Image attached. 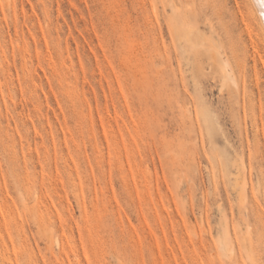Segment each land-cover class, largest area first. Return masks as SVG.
<instances>
[{
  "label": "rangeland",
  "instance_id": "1",
  "mask_svg": "<svg viewBox=\"0 0 264 264\" xmlns=\"http://www.w3.org/2000/svg\"><path fill=\"white\" fill-rule=\"evenodd\" d=\"M252 6L0 0V264H264Z\"/></svg>",
  "mask_w": 264,
  "mask_h": 264
},
{
  "label": "bare ground",
  "instance_id": "2",
  "mask_svg": "<svg viewBox=\"0 0 264 264\" xmlns=\"http://www.w3.org/2000/svg\"><path fill=\"white\" fill-rule=\"evenodd\" d=\"M248 1H249L250 5H252V4L254 5V7L256 8V9H254V10H256V12H258V14H259V16H260V19H261V20L263 21V23H264V17L261 16V12L264 11V0H248ZM252 7H253V6H252ZM254 7H253V8H254ZM259 16H258V18H259ZM260 22H261V21H260ZM261 24H262V23H261ZM262 26H263V24H262ZM262 26H261V27H262ZM248 27L250 28V26L246 25V28H247V29H248ZM263 28H264V27H262V29H263ZM245 30H246V29H245ZM263 30H264V29H263ZM247 31H248V30H247ZM250 31H251V30H250ZM250 31H249V33L251 34ZM247 33H248V32H247ZM249 33H248V34H249ZM250 37H251V36H250ZM187 38H188V37H186V40H187ZM187 41H188V40H187ZM253 48H254V47H253ZM254 52H255V50H254ZM219 54H220V53H219ZM223 55H224V54H223ZM254 56H255V55H254ZM259 56H260V54H259L257 57H259ZM224 57H225V55H224ZM228 57H229V56H228ZM257 57H256V58H257ZM220 58H221V57H220ZM226 58H227V57H226ZM226 58H225V59H226ZM256 58H255V59H256ZM259 58H260V57H259ZM261 58H262V57H261ZM227 59H228V58H227ZM229 59H230V58H229ZM262 59H263V58H262ZM222 60H223V59H222ZM223 61H224V60H223ZM227 61H229V63H230V60H227ZM254 61H255V60H254ZM262 61H263V60L260 59V62H262ZM260 62H259V63H260ZM220 63H221V62H220ZM220 63H219V64H220ZM222 64H224V63H222ZM222 64H220V65H221V68L224 67ZM230 64H231V63H230ZM220 65H219V66H220ZM260 65H263V64L260 63ZM222 66H223V67H222ZM227 66H228V65H227ZM232 66H233V65H231V69H232V71H233ZM261 67L264 68V66H261ZM219 68H220V67H219ZM224 69H225V68H224ZM228 69H229V68H228ZM228 69H227V70H228ZM231 69H229V70L231 71ZM222 71H223V70H222ZM230 71H229V73H230ZM232 71H231V72H232ZM263 71H264V70H263ZM220 72H221V71H220ZM225 72H226V70H225ZM226 73H227V72H226ZM232 74H233V73H232ZM232 74H231V75H232ZM222 75H225V74L223 73ZM226 75H227V74H226ZM234 75H235V74H234ZM234 75H233V76H234ZM227 76H228V75H227ZM229 76H230V74H229ZM229 76H228V77H229ZM233 76H230V77H233ZM235 76H236V75H235ZM221 77H222V76H221ZM235 78H236V77H235ZM237 78H238V77H237ZM221 79H222V78H221ZM223 80L225 81L224 76H223ZM231 80L233 81V80H235V79H231ZM221 82L224 83L223 81H221ZM225 83H226V84L228 83V85H229L230 82H228V80H227V82L225 81ZM235 83H238V80H237V79H236V82H235ZM231 84H232V83H231ZM222 85H224V84H222ZM232 85H233V86H236V85H234V84H232ZM236 87H237V86H236ZM236 90H237V89H236ZM234 91H235V90H234ZM250 108H251V107H250ZM260 123H261V122H260ZM260 127H261V126H260ZM258 129H259V128H258ZM260 131H261V129H260ZM257 132H258V131H257ZM259 134H260V133H259ZM263 134H264V133H263ZM262 136H263V135H262ZM263 139H264V138H263ZM262 146H263V145H262ZM262 146H261V147H262ZM262 149H263V148H262ZM260 150H261V148H260ZM241 151H243V150H241ZM262 151H263V150H262ZM259 152H260V151H259ZM262 153H263V152H262ZM247 154H248L247 157H248L249 159H251V158L249 157V154H250V153L247 152ZM260 154H261V153H260ZM259 156H260V155H259ZM261 157H262V156H261ZM256 158H257V157H256ZM258 158H260V157H258ZM249 159H248V160H249ZM248 160H247V161H248ZM262 160H263V159H262ZM242 161H243V160H242ZM244 162H245V161H244ZM249 163H250V161H249ZM245 164H246V163H245ZM247 164H248V163H247ZM246 166H247V165H246ZM243 167H244V166H243ZM248 167H249V166H248ZM246 168H247V167H246ZM257 169H258V168H257ZM249 171H250V167H249L248 172H249ZM260 171H261V169H260ZM260 171H259V172H260ZM246 172H247V171H246ZM245 174L247 175L248 173H244V175H245ZM249 174H250V173H249ZM249 174H248V175H249ZM257 176H258V175H257ZM259 176H261V175H259ZM247 178H248V176H247ZM247 178L245 177L243 183H241L242 186H243V189H244V190L242 189L243 192L246 191V190L248 189V186H249V181H248ZM260 181H261V180H260ZM259 183H260V182H259ZM259 183H258V184H259ZM241 188H242V187H241ZM243 194H246V193H243ZM245 196H246V195H245ZM241 197H244V195L241 196ZM245 200H247V198H245ZM243 203H245V202H243ZM245 204H246L245 206H248L247 203H245ZM260 218H261V217H260ZM259 221H260V220H259ZM261 222H262V220H261ZM259 224H260V223H259ZM261 225H262V223H261ZM218 243H219V242H218ZM220 244H221V243H220ZM221 245H222V244H221ZM223 248H224V246H223ZM221 249H222V248H221ZM223 250H224V249H223Z\"/></svg>",
  "mask_w": 264,
  "mask_h": 264
},
{
  "label": "snow or ice",
  "instance_id": "3",
  "mask_svg": "<svg viewBox=\"0 0 264 264\" xmlns=\"http://www.w3.org/2000/svg\"><path fill=\"white\" fill-rule=\"evenodd\" d=\"M261 16L264 17V11L261 12Z\"/></svg>",
  "mask_w": 264,
  "mask_h": 264
}]
</instances>
